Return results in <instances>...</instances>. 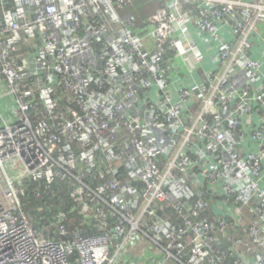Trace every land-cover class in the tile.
Wrapping results in <instances>:
<instances>
[{"label":"built area","instance_id":"built-area-1","mask_svg":"<svg viewBox=\"0 0 264 264\" xmlns=\"http://www.w3.org/2000/svg\"><path fill=\"white\" fill-rule=\"evenodd\" d=\"M162 1L138 32L131 0H0V264H264V152L237 137L264 95V0ZM191 26L219 69L176 101L172 57L203 59ZM28 180L66 182L86 231L64 211L36 229Z\"/></svg>","mask_w":264,"mask_h":264},{"label":"crops","instance_id":"crops-1","mask_svg":"<svg viewBox=\"0 0 264 264\" xmlns=\"http://www.w3.org/2000/svg\"><path fill=\"white\" fill-rule=\"evenodd\" d=\"M133 0L129 5V8L123 12L122 17H131L134 22L133 14L131 13V8L133 6ZM162 7V6H161ZM160 7V8H161ZM159 8V9H160ZM158 9V10H159ZM157 12V11H156ZM155 12V13H156ZM135 24V23H134ZM190 39L195 46L198 47L201 52L203 59L201 62L196 63L194 66L191 65V62L184 61L180 58L171 59L174 70L170 74V91L174 99L178 100V95L181 89H193L198 84L208 80L209 76L216 72L219 69L218 60H217V42H214L208 35L202 34L195 26L190 27ZM220 39L219 42L223 41L225 43L236 42V37L234 36L231 29L227 26H220ZM253 48L250 52V56L253 60L264 61V23H261L258 26L257 34L253 37ZM261 73L264 75V65L262 66ZM239 81L237 74L233 72L232 76L229 78V81ZM234 81V82H235ZM263 93L260 89H255L253 91L252 97L261 95ZM263 100L257 103V108L253 115H247L241 117V126L237 131V137L240 140L242 152L244 156L246 153H261L264 152V143L263 147H260L252 139L253 131L259 126L264 125V95H262ZM261 186L264 188V164H263V180Z\"/></svg>","mask_w":264,"mask_h":264},{"label":"trees","instance_id":"trees-1","mask_svg":"<svg viewBox=\"0 0 264 264\" xmlns=\"http://www.w3.org/2000/svg\"><path fill=\"white\" fill-rule=\"evenodd\" d=\"M131 13L137 31L144 30L150 24L155 12L162 6V0H133ZM189 9V6L186 5ZM21 200L25 213L31 218L36 229L51 224L53 217L59 211L70 213V219L75 218L74 223H69L68 228L73 231L75 228H87L83 226L82 218L78 212L71 213L77 203L71 198V189L64 181L55 182L50 188H45L42 183L25 181L22 186ZM85 234V232L83 233ZM72 261L78 264L77 255L74 254Z\"/></svg>","mask_w":264,"mask_h":264},{"label":"rangeland","instance_id":"rangeland-1","mask_svg":"<svg viewBox=\"0 0 264 264\" xmlns=\"http://www.w3.org/2000/svg\"><path fill=\"white\" fill-rule=\"evenodd\" d=\"M120 15L122 16L123 14H122V13H120Z\"/></svg>","mask_w":264,"mask_h":264}]
</instances>
